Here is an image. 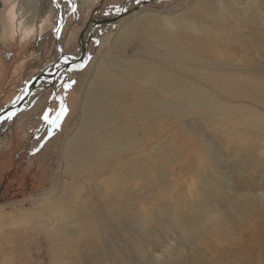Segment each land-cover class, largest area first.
<instances>
[{"label": "rangeland", "instance_id": "1", "mask_svg": "<svg viewBox=\"0 0 264 264\" xmlns=\"http://www.w3.org/2000/svg\"><path fill=\"white\" fill-rule=\"evenodd\" d=\"M2 1L1 6L9 13L5 16L3 24L1 23L0 46L3 56H7V52L10 51L14 54L12 56L15 61H20L25 55H29V58L24 59L21 68L18 69L19 75H13L9 79L11 82H0V110L12 100L16 90L23 86L24 82L19 84L18 79L27 80L53 59L56 53L52 31L58 23L51 0ZM63 1L58 0V3ZM71 1L75 5L73 11L63 17L66 25L61 31V41L65 56L60 65L75 60L80 50V32L90 17L96 20L109 18L125 8L129 12L114 22L98 26L92 32L85 61L81 67L60 74L54 85L46 89L47 91L39 88L33 92L15 115L17 119L14 121V116L9 123L8 131L0 136V264L48 263L49 258L43 256L36 258L35 254L38 252L41 255L46 251L45 242H37L38 247L34 246L36 242L32 245L31 241L24 243L21 249L14 246L15 235L18 239H24L22 233L31 227L30 222L22 218L20 210H29L40 194L47 189L49 180L52 179L51 166L61 160L59 144L56 154H50L53 152L55 137L59 136L58 139L61 140L76 130L81 119L83 100L90 94L91 79L97 67L105 65L113 70L115 59L131 64L135 62L145 64L147 61L158 71L167 74L168 82L175 83L174 88L184 87L186 92L201 84L199 76H205L207 73L217 74L208 77L220 88L212 93L216 96L218 93L217 98L220 97L219 99L230 104L227 105V111L231 114L253 118L259 113V128L245 126L247 132L242 137L236 133L218 137L210 126L198 119L190 120L189 128L187 120L196 117L198 106L203 104L193 106L196 104L194 102L196 96L193 94L188 99L177 102L181 105L178 114L175 113L178 121L173 120L174 115L169 117V113L163 118L166 130L161 137L164 147L161 156L151 157L149 150L144 157V162L147 163V181L141 180L138 176L131 178V174L137 173V169L130 165H125L118 171L124 178L129 179L133 194L118 193L116 200L101 201L97 195L98 190L107 188L102 181L109 184L114 180L110 173L115 161L110 163V168L102 171L103 176L99 173L97 175V186L91 194L93 197L97 196L95 201L97 210H101L97 224L102 226L97 228V238L99 243L109 240V245L113 248H106V252H110V259L104 261L97 256V263L264 264L263 210L249 213L243 221L234 219L230 225L228 224L238 238L236 240L234 238L233 242L227 240L229 237L222 232H208L207 225L208 216L213 213L212 210H207L209 205L214 206L228 194L236 191L246 193L249 189L259 190V194L264 192V0L253 1L259 4L258 8L253 7L251 2L248 7L242 8L244 15L236 11L233 16L236 23L230 24L231 32L234 36H241V47L237 43H231L228 50H224L220 42L212 39L211 51L202 50L206 55L213 54L215 57L228 59L220 66L214 65L208 56L199 55L198 49L201 50L205 41L192 32L194 20L191 18H195L197 22L205 19L197 14L198 8L191 11L193 0H140L139 3L137 0ZM186 2L189 4L183 7ZM220 4L234 11L229 2L223 0ZM124 6L126 7L123 9ZM64 9L65 5L61 4V17L65 14ZM149 9L178 11L180 17L175 19V24L179 28V37H176V41L181 42L180 47L184 48V51L187 50L184 46L192 49L189 53L155 56L144 52L138 43L123 39L119 33L123 21L134 19L136 17L134 13L140 15L142 11ZM14 11L15 18L10 15ZM162 26L164 31L171 29L164 21ZM20 31L22 35H36L34 42H28V38L25 42L14 40L13 37ZM87 32L88 28L85 30V36ZM211 35H214L213 30ZM18 56L20 58H16ZM5 68L6 63L0 62V74L3 72L5 75ZM56 68L57 66L53 67L51 71ZM122 73L129 83L132 82L130 87L141 86L135 73H131L132 76L128 72ZM48 82L43 80L41 84L44 87ZM242 87L252 90L254 96L243 97V94H238ZM120 91L115 97L125 104L124 107L117 109V121L121 120L120 116L124 114L127 103L125 94L128 90ZM61 104L66 106L68 111L60 121L59 128H54L44 117L47 114L50 118H55ZM191 108L192 110H189ZM247 108H250V111ZM170 120L173 121L171 127ZM4 126V121H1L0 133ZM191 129L200 131L204 136L193 134ZM250 132L255 133L256 139L250 137ZM205 147L211 148L205 150ZM204 150L209 161L205 158ZM239 162L244 166L239 167ZM122 188L126 186L122 185ZM198 193L203 194L202 198L196 199ZM138 194L142 198H138ZM130 198L135 199L134 205ZM112 204L117 207L116 212L110 207ZM133 207L135 210H132ZM128 208L133 214L138 212V215H142V229L137 226L136 230H132V215ZM108 214H111L110 217H106ZM253 221L258 222L259 228L255 243L248 241V235L241 236L242 231L248 229L247 224ZM110 224L113 226L108 228ZM102 227L107 229H99ZM125 241L135 244L129 246ZM135 248L143 249V252L136 253ZM118 250H122L125 255L119 260L115 258L120 256L116 254ZM29 258L34 259V262L26 263L25 259Z\"/></svg>", "mask_w": 264, "mask_h": 264}, {"label": "bare ground", "instance_id": "2", "mask_svg": "<svg viewBox=\"0 0 264 264\" xmlns=\"http://www.w3.org/2000/svg\"><path fill=\"white\" fill-rule=\"evenodd\" d=\"M51 1L55 10L59 6L61 8V4H64L66 13L72 12L75 6L71 0H64L63 3H58V0ZM222 1L193 0V3L190 2V4L192 3L191 11L198 8L196 10L197 14L199 13V16L205 19L197 22L195 18H191L194 20L192 32L205 41L201 50L198 49L199 55L208 56L212 63L217 66L223 65L228 59L225 57V59L218 58L213 54L206 55L202 50L211 51L212 45L210 43L212 39L220 42L221 48L224 50H228L231 43H237L241 47V36H234V33L231 32L230 24L232 22L233 24L236 23L233 16L236 11L244 15L242 8L248 7L251 2L253 7H259V4L253 2L255 0H225L231 4L234 9L232 11L227 9L225 5L220 4ZM2 2L0 0V34L1 23L3 24L5 16L9 14L1 6ZM188 4L189 2H186L183 7ZM235 4H239V6H235ZM125 10L126 8L123 11ZM177 12L171 9L168 11L149 9L142 11L140 15L134 13L136 15L134 19L123 21L119 33H121L123 39L138 43L144 52L151 55H186L192 49L184 46L187 49L184 51V48L180 47L181 42L176 41V37H179V28L176 27L175 19L180 17ZM15 13L16 11L10 13L11 17H14ZM215 18L217 19L215 20ZM163 21L171 27L170 31L163 30ZM90 24L91 22L88 23V26ZM64 25H66V22L63 27ZM88 26L87 28H89ZM212 30L214 35H211ZM192 37L188 38L192 39ZM83 39L84 36L79 41V46ZM142 42H144L143 45ZM59 45L62 48L61 38H59ZM113 65V70L105 65L97 67L96 73L91 79L90 94L87 95L86 100H83L79 125L69 136L61 140L58 139L59 136L54 139L53 152L49 153L56 154V148L60 145L61 160L51 166L52 179L50 178L47 189L40 194L35 204L32 203L33 205L29 210H20L22 218L24 221H29L31 227L22 233L24 239H18V236L15 235L14 246L21 249L25 245L24 243L31 241L32 245L36 242L34 246L38 247L37 242H45L46 251H43L41 255L38 252H35V254L36 258L40 256L49 258L47 264H99L97 263V256L104 261L110 259V252H106V248L113 249L109 245V240L99 243V238H97V228L102 226L97 224L101 210H97V202H95L97 196L93 197L91 195L94 187L97 186V175L99 173L103 176L102 171L110 168V165L115 161L110 173L114 180L109 184L102 181L107 185V188L98 190L97 195L101 201L116 200L118 199V193L130 192L133 194L134 191L130 188L129 179L124 178L118 171L123 166L130 165L133 169H137V173H132L131 178L138 176L141 180L147 181V163L144 162V157L147 156L149 150H151V157L159 158L161 156L164 149L161 137L164 136L166 130L163 118H166V114L169 113V117L174 115L173 120L178 121L175 115L178 114L181 105L177 102H182V100L188 99L193 94L196 96L194 100L196 104L193 106L199 103L203 104L198 106L197 116L187 120L186 124L189 128V122L192 119L194 121L198 119L210 126L218 137L234 133L242 137L247 132V129H244L245 126H248L247 128H259V113L253 118L246 115L231 114L227 111V105L230 104L219 99L220 97L217 98L218 93L217 96L212 93V91L216 92L220 88L215 84L216 82L208 77L217 74L207 73L205 74L207 77L199 76L201 84L199 86L195 85L192 91L186 92L184 87L174 88L175 83L168 82L169 76L158 71L147 61L145 64L139 62L131 64L128 61L115 59ZM122 71L128 72L130 76H132L131 73H135L141 86L130 87L132 82L129 83ZM42 88L47 91L46 89L51 87L44 86ZM118 91H127L125 94L127 98L126 109L123 111L124 114L120 116L121 120L119 121L116 120L118 117L117 109L124 107L125 103L116 99L115 95ZM182 91L185 93L183 94ZM252 93H254L252 90L242 87L241 92L238 94H243V97L254 96ZM189 110H192V108ZM247 110L250 111V108H247ZM169 125L170 127L173 126V121L170 120ZM190 131L197 136H204L198 130L191 129ZM254 134V132H250V137L256 139ZM208 148L211 147H205V150ZM206 156L207 154H205V158L209 161ZM238 165L239 167L244 166L241 162ZM227 183H229L228 180ZM122 185H125L126 188H122ZM246 191V193L237 191L230 193L221 202L216 203L214 206L209 205L207 210H212L213 213L208 216V232H222L229 237L227 240L233 242L234 238L235 240L238 238L229 228L231 222L234 219L243 221L251 212L264 211V192L259 194V190L251 191L247 189ZM196 195V199L203 196L202 193ZM137 197L142 198L140 194ZM130 202L134 205L135 199L130 198ZM113 204L110 207L116 212L117 207ZM128 210L132 215V230H136L137 226L142 229V215H138V212L133 214L129 208ZM128 210L125 211V220L128 219ZM132 210H135V208L133 207ZM110 215L108 214L106 217H110ZM257 224V221L248 223L246 227L248 229H244L241 236L243 234L248 235V241L255 243L254 240L257 239L259 234ZM110 226L113 225L110 224L108 228ZM200 226H203V224H200ZM99 229L105 230L107 228L102 227ZM241 240L244 241L242 238ZM125 242L129 246L135 244V242ZM135 249L136 253L143 252V249ZM116 254L120 255L115 256L117 260L125 256L122 250H118ZM155 257L158 258V256ZM21 260L23 261V259ZM25 260L26 263L34 262V259L31 258Z\"/></svg>", "mask_w": 264, "mask_h": 264}, {"label": "water", "instance_id": "3", "mask_svg": "<svg viewBox=\"0 0 264 264\" xmlns=\"http://www.w3.org/2000/svg\"><path fill=\"white\" fill-rule=\"evenodd\" d=\"M145 3V2H144ZM60 7V6H59ZM55 10L58 18L57 26L55 27L53 31V47L55 50V56L53 59L45 64L39 71L34 73L30 78L24 81L23 85L16 93V95L13 97V99L0 110V122L4 121V129L0 133V136H3L9 129V123L14 118V116L21 110L23 104L28 100V98L31 96V94L35 91H37L39 88H42L43 85L41 84V81L48 80V84L46 86L52 87L58 78L60 74L72 72L75 70H78L83 62L85 61V55L87 52L88 43L91 39L92 32L98 27L106 23H110L113 21H116L118 18H120L121 15L126 13L128 11L125 10L123 12H120L116 16H112L109 18H104L100 20H96L92 17H90L86 23V26L81 30L79 35V40H81L84 36L83 42L80 44V50L79 54L75 60L72 62H65L62 65H59V62L63 59L65 56V53L63 52V49L59 45V38L61 33V28L63 27V24L65 23V19L63 17L66 16L65 14L61 17L60 9L59 8ZM88 22H91V24L88 26ZM65 26V25H64ZM88 28V32L86 36L84 35L85 29ZM63 29V28H62ZM57 68L53 71V67Z\"/></svg>", "mask_w": 264, "mask_h": 264}, {"label": "crops", "instance_id": "4", "mask_svg": "<svg viewBox=\"0 0 264 264\" xmlns=\"http://www.w3.org/2000/svg\"><path fill=\"white\" fill-rule=\"evenodd\" d=\"M22 22V21H21ZM24 26V25H23ZM21 29H22V26H21ZM55 29V28H54ZM54 29H53V31H54ZM53 31H52V35H53ZM36 35H31V36H27V35H22L21 34V31L19 32V33H17V35H15L14 37H13V39L14 40H16V41H19V42H25V41H27V38H28V42L29 41H32V43L34 42V37H35ZM33 37V38H32ZM38 37V36H37ZM6 39V37L4 36V40ZM43 42V41H42ZM0 48H1V46H0ZM12 55H14V54H11L10 53V51H8L7 52V56H3V52H2V48L0 49V62H5L6 63V68L4 69L5 70V75H3V72L0 74V82L1 83H3V82H7V81H9V79H11L12 78V76L13 75H19V73H20V71H18V69L19 68H21V64L24 62V59H27L28 60V58H29V55H25L24 56V58H23V56L20 58V56H18V57H16V58H20V61H15L14 59H13V56ZM15 58V57H14ZM13 69V70H12ZM10 70H11V72H10ZM28 73V72H27ZM13 80H14V78H13ZM18 80H20V82H19V84H21L22 82H24L25 81V79H18ZM17 80V81H18ZM9 82H11V81H9ZM13 82H15V80L13 81ZM23 84V83H22ZM16 85H14V87H15ZM18 86V85H17ZM13 87V88H14ZM20 87V86H19ZM12 88V89H13ZM17 91L18 90H16V93H17ZM16 95V94H15ZM14 95V96H15ZM13 96V97H14ZM13 99V98H12ZM11 101V100H10ZM9 101V102H10ZM8 102V103H9ZM7 103V104H8ZM6 104V105H7ZM5 105V106H6ZM17 118H16V116H15V118H14V121L16 120Z\"/></svg>", "mask_w": 264, "mask_h": 264}, {"label": "snow or ice", "instance_id": "5", "mask_svg": "<svg viewBox=\"0 0 264 264\" xmlns=\"http://www.w3.org/2000/svg\"><path fill=\"white\" fill-rule=\"evenodd\" d=\"M140 0H137V3H139ZM71 85H67V87H70ZM67 108L63 104H61V107L59 111L57 112L55 118H50L47 114L45 115L44 119L48 120L49 123L54 127V128H59L60 126V121L63 119V117L67 114Z\"/></svg>", "mask_w": 264, "mask_h": 264}]
</instances>
